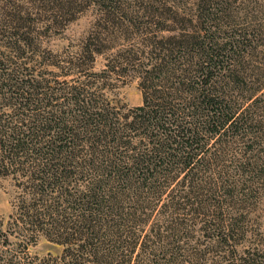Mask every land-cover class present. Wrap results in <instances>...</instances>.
Segmentation results:
<instances>
[{"label": "trees", "instance_id": "obj_1", "mask_svg": "<svg viewBox=\"0 0 264 264\" xmlns=\"http://www.w3.org/2000/svg\"><path fill=\"white\" fill-rule=\"evenodd\" d=\"M86 14L95 25L62 75L103 54L108 26L144 39L87 82L51 83L36 69L58 65L44 38ZM135 60L142 102L126 108L101 81ZM9 176L18 213L0 223V264H35L39 236L63 246L49 264H220L207 259L217 251L264 264V250L237 248L264 195V0H0Z\"/></svg>", "mask_w": 264, "mask_h": 264}, {"label": "rangeland", "instance_id": "obj_2", "mask_svg": "<svg viewBox=\"0 0 264 264\" xmlns=\"http://www.w3.org/2000/svg\"><path fill=\"white\" fill-rule=\"evenodd\" d=\"M94 23V16L86 14L77 17L64 27L48 32L43 43L55 56H57L55 61L58 65L37 64V71H40L44 77L51 80V83H53L52 81L55 79L59 80L63 85L78 84L82 81L87 82L91 79V76H89L91 72L100 73L103 72V70H106L107 63H109V60L118 50H126L130 48L136 50V47L138 48V46H140V41H143L144 39L136 34V26L128 25L126 22H124L121 25L122 27H119L118 29L116 28L118 26L115 28L108 26L110 32L104 43L105 47L103 48V54L96 56V60L92 65L88 61H85V64H82L77 68L78 70L72 71L73 73L71 75H62L64 72L69 71V64L65 61L67 60V56L75 55L81 40L87 35L88 31L94 27ZM138 63L139 62L135 60V64L133 63L129 66L124 63L119 65L121 67L120 70L124 72L122 74L128 72L129 75L115 76L111 73H104L107 77L104 81H101L104 82V89L102 91L113 103L126 106V108H133L141 104V90L138 86V78L135 74ZM19 193L20 191L16 188L15 179L13 177H0V223L3 225V228H7L9 222L13 220L12 217L16 216L18 213L16 202ZM249 202L253 203V205L251 206L252 211L246 215L247 221L245 228L247 231L245 236L239 240L241 243L237 245V248L242 251L250 246L252 248L258 247L259 249L264 250V195L257 193L249 200ZM160 205L161 202L159 206ZM155 220L156 219H151L149 223L144 226V231L142 232L145 233L150 228V225H153ZM150 240L151 238L147 240V242H150ZM10 241L13 242V245H10V249H6V251L10 255L15 254L17 260H22L24 255L21 251L19 240L10 237ZM36 241V245L33 248L34 253H30V257L28 258L29 261H34L35 264H49L48 262L51 258L60 255L62 252V245L52 243L46 240L43 236H39ZM211 244V242H209V244L203 243L200 248L205 247L206 245L212 247ZM159 245L162 244L159 242ZM135 252L137 255V251ZM225 254L224 251L209 253L207 254V259L214 260L215 262L221 261L220 264H229V259ZM136 255L134 263H136L138 259L136 258ZM9 257L6 255V259ZM142 257L143 254L139 256V259ZM161 261H164V258Z\"/></svg>", "mask_w": 264, "mask_h": 264}]
</instances>
